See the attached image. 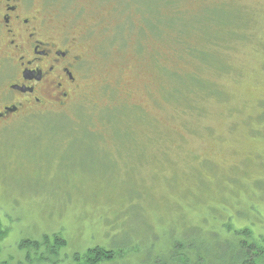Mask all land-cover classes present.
Here are the masks:
<instances>
[{"label":"rangeland","instance_id":"374dc122","mask_svg":"<svg viewBox=\"0 0 264 264\" xmlns=\"http://www.w3.org/2000/svg\"><path fill=\"white\" fill-rule=\"evenodd\" d=\"M44 1L83 71L65 108L0 127V264L264 233V0Z\"/></svg>","mask_w":264,"mask_h":264},{"label":"flooded vegetation","instance_id":"af4514ba","mask_svg":"<svg viewBox=\"0 0 264 264\" xmlns=\"http://www.w3.org/2000/svg\"><path fill=\"white\" fill-rule=\"evenodd\" d=\"M48 6L0 0V127L65 108L78 87L83 46Z\"/></svg>","mask_w":264,"mask_h":264},{"label":"trees","instance_id":"16d2710c","mask_svg":"<svg viewBox=\"0 0 264 264\" xmlns=\"http://www.w3.org/2000/svg\"><path fill=\"white\" fill-rule=\"evenodd\" d=\"M199 59L201 61L202 57ZM241 220L246 221L242 227L225 230L227 235L223 239L224 247L216 256L210 254L209 236L207 239L202 236L203 238H197V242L193 246L194 258H189V249L182 241L178 245L179 250L171 254V261H153L149 264H264V233L261 230L253 229L247 222V218ZM212 235L217 237V232H213ZM32 243L37 244L36 241ZM85 252L84 261L76 262V264H98L100 261L111 260L114 257L113 250L108 249H87ZM210 256L214 257V261L209 260ZM207 257L209 259L205 261L204 258Z\"/></svg>","mask_w":264,"mask_h":264},{"label":"bare ground","instance_id":"6f19581e","mask_svg":"<svg viewBox=\"0 0 264 264\" xmlns=\"http://www.w3.org/2000/svg\"><path fill=\"white\" fill-rule=\"evenodd\" d=\"M187 234V233H186ZM173 237V236H172ZM178 238V237H177ZM199 238V237H198ZM203 238V237H202ZM165 239V238H164ZM206 239V238H205ZM161 248V247H160ZM158 251V250H157Z\"/></svg>","mask_w":264,"mask_h":264}]
</instances>
